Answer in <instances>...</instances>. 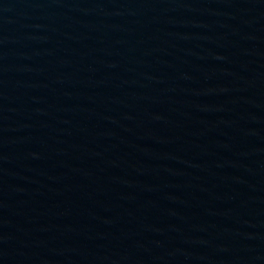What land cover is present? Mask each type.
Returning <instances> with one entry per match:
<instances>
[{
  "label": "water",
  "instance_id": "95a60500",
  "mask_svg": "<svg viewBox=\"0 0 264 264\" xmlns=\"http://www.w3.org/2000/svg\"><path fill=\"white\" fill-rule=\"evenodd\" d=\"M0 264H264V0H0Z\"/></svg>",
  "mask_w": 264,
  "mask_h": 264
}]
</instances>
